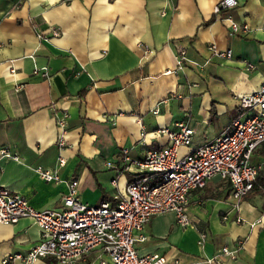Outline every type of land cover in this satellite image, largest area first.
<instances>
[{"label":"crops","instance_id":"0c3cea01","mask_svg":"<svg viewBox=\"0 0 264 264\" xmlns=\"http://www.w3.org/2000/svg\"><path fill=\"white\" fill-rule=\"evenodd\" d=\"M218 1L0 0V148L20 157L0 158V188L38 210H60L73 179L82 202L114 203L113 196L140 176L123 167L122 148L141 159L166 143L157 130L179 121L194 129L179 155L227 131L244 114L240 97L264 80V0H243L216 16ZM227 14L248 29L230 33ZM212 45L230 49L231 58L214 55ZM178 46L186 51L182 68L175 60ZM42 67L47 76L33 75ZM62 113L68 119L61 150L56 117ZM58 155L66 159L64 167H58ZM250 161L258 166L257 179L240 201L232 198L229 181L216 176L190 192L186 226L169 212L135 232L146 237L136 241L137 252L164 255L171 264H204L227 246L238 254L223 264H264V143ZM39 166L58 169L61 182L43 180ZM200 234H206L201 244ZM39 238L32 218L0 224V264L9 254H26ZM101 262L109 264L94 251L75 264ZM33 264L62 263L40 258Z\"/></svg>","mask_w":264,"mask_h":264},{"label":"built area","instance_id":"2783aa9c","mask_svg":"<svg viewBox=\"0 0 264 264\" xmlns=\"http://www.w3.org/2000/svg\"><path fill=\"white\" fill-rule=\"evenodd\" d=\"M241 1L219 0L213 8L214 15L236 8ZM224 19L232 34L248 29L246 24L236 22L231 14ZM51 35L56 37L59 31L53 29ZM38 36L42 37L41 34ZM209 50L220 58L232 56L230 49L220 52L212 45ZM175 60L177 68H182L187 61L183 47L176 48ZM247 67L253 69L254 65L249 63ZM165 73L169 74L171 70ZM33 75L47 76V68H34ZM239 105L244 114L233 118L227 131L184 155H179L178 149L191 144L194 129L181 121L176 122L172 129L157 130L166 138V143L148 151L141 159H132L128 149L122 148L123 167L138 172L140 176L126 185L123 194L113 196L114 203L102 201L99 205H88L82 202L76 193L78 182L73 179L68 183L63 209L60 210H38L21 194L0 188V224L12 225L28 217L40 229L39 240L26 254H9L1 264H13L16 260L33 264L40 258L75 264L94 251L105 255L109 264H171L170 259L158 253L140 255L135 243L146 237L136 238L134 233L140 232L154 215L169 212L174 213L177 224L186 226L190 192L204 188L216 176L229 181L231 196L236 202L254 188L258 166L252 164L250 158L254 150L264 143V80L255 92L240 97ZM152 113L157 114L158 108H154ZM67 119L64 113L56 117V144L61 150L66 147ZM0 158L20 160L6 147L0 148ZM57 165L64 167L66 159L58 155ZM107 165L112 164L108 162ZM36 170L47 182H61L58 169L39 166ZM115 183L116 180H112V184ZM236 221L242 222L240 218ZM205 238L206 234H200L199 243H203ZM237 254V249L224 246L203 263L223 264L224 258L232 260ZM172 262L178 264L177 260Z\"/></svg>","mask_w":264,"mask_h":264},{"label":"trees","instance_id":"16d2710c","mask_svg":"<svg viewBox=\"0 0 264 264\" xmlns=\"http://www.w3.org/2000/svg\"><path fill=\"white\" fill-rule=\"evenodd\" d=\"M254 187H255V185H254Z\"/></svg>","mask_w":264,"mask_h":264}]
</instances>
